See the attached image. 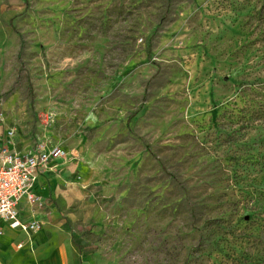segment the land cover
<instances>
[{
    "label": "rangeland",
    "instance_id": "obj_1",
    "mask_svg": "<svg viewBox=\"0 0 264 264\" xmlns=\"http://www.w3.org/2000/svg\"><path fill=\"white\" fill-rule=\"evenodd\" d=\"M0 122L76 264H264V0H0Z\"/></svg>",
    "mask_w": 264,
    "mask_h": 264
},
{
    "label": "crops",
    "instance_id": "obj_2",
    "mask_svg": "<svg viewBox=\"0 0 264 264\" xmlns=\"http://www.w3.org/2000/svg\"><path fill=\"white\" fill-rule=\"evenodd\" d=\"M7 131V125L0 122V149L8 148L11 151L25 153V149L10 143ZM51 164L47 169L40 170L35 183V192L45 200L49 199L46 180L56 170V166L53 167L55 164ZM19 211L21 218L26 222H31L34 219L40 221L42 229L37 233L28 234L11 229L4 221L0 220V264H76L75 247L55 219V212L37 211L32 213L25 200L21 202Z\"/></svg>",
    "mask_w": 264,
    "mask_h": 264
},
{
    "label": "built area",
    "instance_id": "obj_3",
    "mask_svg": "<svg viewBox=\"0 0 264 264\" xmlns=\"http://www.w3.org/2000/svg\"><path fill=\"white\" fill-rule=\"evenodd\" d=\"M9 139L11 136L7 133ZM61 155V150L38 148L20 153L8 148L0 149V220L11 229L34 234L42 229L40 221L26 222L21 218L19 206L23 200L32 213L46 204L44 197L35 192V183L40 170L48 168ZM21 247V246H19Z\"/></svg>",
    "mask_w": 264,
    "mask_h": 264
}]
</instances>
